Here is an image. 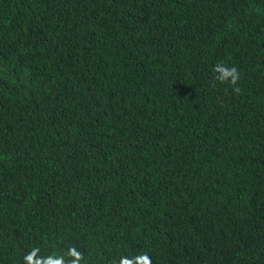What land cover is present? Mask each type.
Listing matches in <instances>:
<instances>
[{
  "label": "trees",
  "instance_id": "obj_1",
  "mask_svg": "<svg viewBox=\"0 0 264 264\" xmlns=\"http://www.w3.org/2000/svg\"><path fill=\"white\" fill-rule=\"evenodd\" d=\"M142 254L264 264V0H0V264Z\"/></svg>",
  "mask_w": 264,
  "mask_h": 264
},
{
  "label": "clouds",
  "instance_id": "obj_2",
  "mask_svg": "<svg viewBox=\"0 0 264 264\" xmlns=\"http://www.w3.org/2000/svg\"><path fill=\"white\" fill-rule=\"evenodd\" d=\"M214 73L217 75L215 76L216 81L219 83H230L233 86V92L239 93L241 89L237 86L240 80V73L238 69L233 67H228L223 63H218L213 68ZM121 264H151L150 259L147 257V254H142L141 256L134 258L131 261H121Z\"/></svg>",
  "mask_w": 264,
  "mask_h": 264
}]
</instances>
